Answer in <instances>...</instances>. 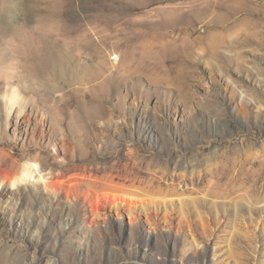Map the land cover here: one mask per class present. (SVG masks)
<instances>
[{"label":"rangeland","instance_id":"374dc122","mask_svg":"<svg viewBox=\"0 0 264 264\" xmlns=\"http://www.w3.org/2000/svg\"><path fill=\"white\" fill-rule=\"evenodd\" d=\"M0 264H264V0H0Z\"/></svg>","mask_w":264,"mask_h":264},{"label":"bare ground","instance_id":"6f19581e","mask_svg":"<svg viewBox=\"0 0 264 264\" xmlns=\"http://www.w3.org/2000/svg\"><path fill=\"white\" fill-rule=\"evenodd\" d=\"M28 45V44H27ZM36 49V48H35ZM31 55V54H30ZM24 55L23 57V64L21 68L24 72H27L29 76L35 77L36 80L41 78H45V80H50L58 85H56L53 89V91H57L58 86H60V80L57 74V71L54 69L58 66V63H48L49 67L46 69L45 72H43L41 65L38 63V58L35 54L32 56ZM52 59V58H51ZM47 64V65H48ZM60 64V63H59ZM49 75L48 77H45V75ZM43 77H42V76ZM39 80V81H40ZM46 80V82H47ZM58 81V83H57ZM14 98H16L14 96ZM61 96L58 97L57 100H60ZM8 115L6 111V116ZM46 169L42 161H40L37 158L26 160L24 165L15 172V174L11 177V185L14 188H18L22 184H32V185H40L45 190H48L50 188L49 185V175L45 173ZM115 204H118L117 200H115ZM226 213V212H225Z\"/></svg>","mask_w":264,"mask_h":264}]
</instances>
